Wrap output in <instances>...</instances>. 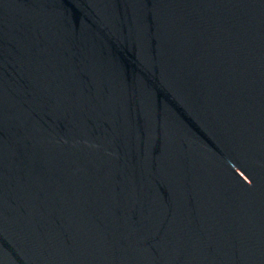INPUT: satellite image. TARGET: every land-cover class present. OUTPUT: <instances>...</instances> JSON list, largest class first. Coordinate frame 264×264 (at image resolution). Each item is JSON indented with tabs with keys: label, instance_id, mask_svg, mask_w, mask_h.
Wrapping results in <instances>:
<instances>
[{
	"label": "water",
	"instance_id": "95a60500",
	"mask_svg": "<svg viewBox=\"0 0 264 264\" xmlns=\"http://www.w3.org/2000/svg\"><path fill=\"white\" fill-rule=\"evenodd\" d=\"M0 264H264V0H0Z\"/></svg>",
	"mask_w": 264,
	"mask_h": 264
}]
</instances>
